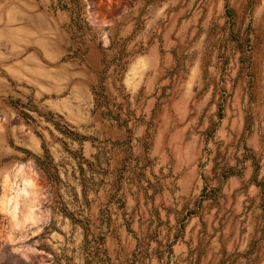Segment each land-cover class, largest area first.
Segmentation results:
<instances>
[{"label":"rangeland","instance_id":"rangeland-1","mask_svg":"<svg viewBox=\"0 0 264 264\" xmlns=\"http://www.w3.org/2000/svg\"><path fill=\"white\" fill-rule=\"evenodd\" d=\"M0 264H264V0H0Z\"/></svg>","mask_w":264,"mask_h":264},{"label":"trees","instance_id":"trees-1","mask_svg":"<svg viewBox=\"0 0 264 264\" xmlns=\"http://www.w3.org/2000/svg\"><path fill=\"white\" fill-rule=\"evenodd\" d=\"M39 166H41V168L46 172L49 181L51 183L52 189L54 190V193L59 195V178L58 175L55 172V168H52L51 166V162L48 161V159L43 160V161H38ZM80 223H83L81 220H78ZM87 229V228H86ZM88 230V229H87ZM94 236V241H95V248L99 249V246L102 245L105 241V234L103 233V235H96L95 233L93 234ZM102 247V246H100ZM103 249V247H102ZM104 251V249H103Z\"/></svg>","mask_w":264,"mask_h":264}]
</instances>
